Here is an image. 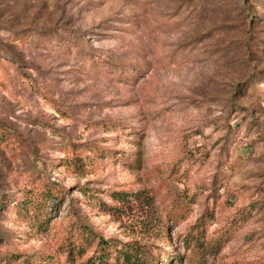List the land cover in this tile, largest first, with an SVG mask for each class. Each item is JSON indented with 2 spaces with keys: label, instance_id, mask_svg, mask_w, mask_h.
<instances>
[{
  "label": "rangeland",
  "instance_id": "rangeland-1",
  "mask_svg": "<svg viewBox=\"0 0 264 264\" xmlns=\"http://www.w3.org/2000/svg\"><path fill=\"white\" fill-rule=\"evenodd\" d=\"M126 250L264 264V0H0V264Z\"/></svg>",
  "mask_w": 264,
  "mask_h": 264
},
{
  "label": "trees",
  "instance_id": "trees-1",
  "mask_svg": "<svg viewBox=\"0 0 264 264\" xmlns=\"http://www.w3.org/2000/svg\"><path fill=\"white\" fill-rule=\"evenodd\" d=\"M133 255L134 254L130 250H126L124 252V256L127 258L126 264H136V263L137 264H147V263H144V260L140 259L141 257L139 256L135 257V261L133 263L132 262ZM105 260H106L105 255L101 254L100 256L93 258L89 263H85V264H107Z\"/></svg>",
  "mask_w": 264,
  "mask_h": 264
}]
</instances>
